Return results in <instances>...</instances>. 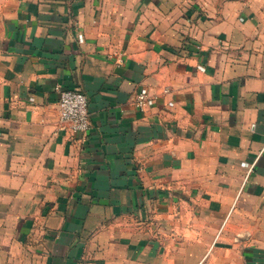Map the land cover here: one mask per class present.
<instances>
[{
    "label": "crops",
    "instance_id": "obj_1",
    "mask_svg": "<svg viewBox=\"0 0 264 264\" xmlns=\"http://www.w3.org/2000/svg\"><path fill=\"white\" fill-rule=\"evenodd\" d=\"M0 264H264V0H0Z\"/></svg>",
    "mask_w": 264,
    "mask_h": 264
},
{
    "label": "built area",
    "instance_id": "obj_2",
    "mask_svg": "<svg viewBox=\"0 0 264 264\" xmlns=\"http://www.w3.org/2000/svg\"><path fill=\"white\" fill-rule=\"evenodd\" d=\"M154 104L145 89L136 96V105L143 109ZM59 113L62 124L67 125L73 132H85L89 127L88 103L86 96L76 90L66 89L59 93Z\"/></svg>",
    "mask_w": 264,
    "mask_h": 264
}]
</instances>
